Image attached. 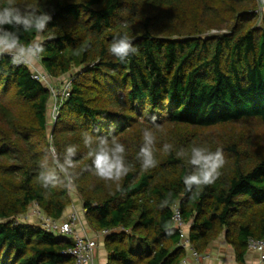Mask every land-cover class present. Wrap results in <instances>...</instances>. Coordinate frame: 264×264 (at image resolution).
I'll list each match as a JSON object with an SVG mask.
<instances>
[{
  "label": "trees",
  "instance_id": "obj_1",
  "mask_svg": "<svg viewBox=\"0 0 264 264\" xmlns=\"http://www.w3.org/2000/svg\"><path fill=\"white\" fill-rule=\"evenodd\" d=\"M16 2L52 15L39 35L44 71L59 83L78 71L49 133L51 91L29 66L0 56V264H76L66 253L73 239L21 217L32 204L51 219L64 217L72 198L58 163L69 146L77 149L72 160L83 161L71 174L78 177L85 217L93 229L108 232L107 264H180L187 252L179 245L180 233L175 227L167 235L163 227L175 205L190 224L198 253L225 233L237 261L245 263L249 240L264 236V157L238 139L216 142L199 133L246 119L264 124V17L259 25L258 1ZM5 5L0 0V8ZM124 31L138 52L120 62L108 46ZM20 38L27 43L37 36L21 30ZM145 128L156 136L158 161L148 171L136 159ZM85 131L94 137L111 133L124 144L134 167L121 190L88 170ZM165 143L173 145L170 153L163 151ZM193 144L222 148L227 161L220 178L195 199L183 184L194 169L187 158L176 157ZM42 172L53 175L57 187L43 188L36 179Z\"/></svg>",
  "mask_w": 264,
  "mask_h": 264
},
{
  "label": "clouds",
  "instance_id": "obj_2",
  "mask_svg": "<svg viewBox=\"0 0 264 264\" xmlns=\"http://www.w3.org/2000/svg\"><path fill=\"white\" fill-rule=\"evenodd\" d=\"M258 11L264 13V0H258ZM52 20V15L47 11H41L37 7L17 5L16 0H6V5L0 8V56L8 55L11 57L13 65L27 64L37 59L43 52V44L39 40L42 34ZM8 26V27H6ZM123 27L126 29L127 24ZM21 30L25 33L34 32L37 39L31 42H22L20 38ZM108 52L118 61L125 62L130 56L137 54L138 47L134 45L127 31L122 34L117 33L108 46ZM153 124L156 128L161 126L155 124L156 117H152ZM84 146L88 149L87 156L91 160L88 170L98 179L105 182L115 183L117 190L120 184L134 165H130L126 160V148L118 138L111 133L106 136L94 137L90 132L82 133ZM143 144L137 153L136 159L140 162L142 171H148L155 168L158 161L155 157L156 136L152 129L143 130ZM95 142V147L93 143ZM54 151V149H50ZM173 145L165 143L163 151L170 153ZM66 156L62 164L58 163L61 172L65 174L66 183L64 187L71 188L78 177L71 174V170L76 167L72 157L76 154V147H67ZM178 159L187 158V163L193 167L191 174L183 177V184L186 192L192 193L191 198L195 199L200 195L202 190L213 185L222 175L221 169L226 164V158L222 148L212 151L207 146L193 144L190 151L184 148L176 151ZM41 164V167H44ZM37 181L43 188L57 187L55 178L51 174L40 173L36 177ZM195 188V192H193ZM171 193H169V196ZM167 204V200L164 202ZM161 205V207L164 206ZM165 233L172 235L176 227L175 215L163 225Z\"/></svg>",
  "mask_w": 264,
  "mask_h": 264
},
{
  "label": "built area",
  "instance_id": "obj_3",
  "mask_svg": "<svg viewBox=\"0 0 264 264\" xmlns=\"http://www.w3.org/2000/svg\"><path fill=\"white\" fill-rule=\"evenodd\" d=\"M20 65L29 66L33 73L32 77L35 80L41 81L51 91V102L54 103L53 120L55 121L59 114L61 101L70 95L72 80H66L63 83V87L57 89L53 84L54 78L44 71V69L41 70L38 67L33 66L32 61ZM174 215L176 219V228L180 233L179 245L186 250H190L192 254L198 258L200 254L193 247L189 237L190 224L184 220L182 210L178 205L173 207V216ZM41 219V226L44 228L62 236L72 237L73 244L67 249L66 253L75 260L76 264H97L98 242L94 238L77 233L76 228L80 220L77 212L73 211L67 218H62L60 220H54L47 216L41 217ZM248 252L253 253L258 257V264H264V236L260 239L251 238L248 243Z\"/></svg>",
  "mask_w": 264,
  "mask_h": 264
},
{
  "label": "rangeland",
  "instance_id": "obj_4",
  "mask_svg": "<svg viewBox=\"0 0 264 264\" xmlns=\"http://www.w3.org/2000/svg\"><path fill=\"white\" fill-rule=\"evenodd\" d=\"M263 17H264V13H261V17H260L261 19L258 20V18H257V21L260 22L259 25H263L262 24L263 23ZM208 32L209 33H216V32H218V30H216V29L212 30L211 29ZM32 63H33V66H36L39 69H41V67L39 66L40 65V59L39 58L32 60ZM77 71H78V69L75 68L71 72L63 75V77H62L63 80L61 83H59L60 80L53 79V84L55 85V88H57V89H58V87L62 88L63 83L66 80H72ZM53 108H54V103L51 102L50 108H49V116H50L49 125H48V127H49L48 132L49 133L52 132V130L54 128V124H55L54 120H53V117H54ZM183 130L190 133V132L194 131V128L184 127ZM219 130L220 129H218V130L212 129L209 131L200 130V133L199 132L198 133H199V137L201 139L203 137L208 136V137L214 139L216 142H222L223 141L224 143L225 142L227 143V142L237 141L236 139H238L239 141H241L240 143L246 144L247 146L250 147L251 153L253 152L257 157H264V124H262L258 119H246V120H243L239 123H234V124H231L230 126L224 127L220 131ZM255 155H253V156H255ZM82 162L83 161L77 162L75 169H78V166L81 165ZM69 189H70V193H71L72 202L67 207L63 218H67L73 211H75L79 214V218H80L79 222H82L85 220L87 222V225H90L89 222L87 221L86 217H85V211L83 208V195H82L79 187H77V185L74 183V185ZM44 216H45V214L40 210V208L36 204H32L30 206L28 212L21 217L23 220H27L29 222L41 225L42 224L41 217H44ZM222 234H224V233H222ZM62 238L63 239H72V237H70V236H64ZM226 241H227V238H226ZM227 243H228L227 247L230 246L231 248L234 249V247L228 241H227ZM208 250L204 253H199L200 256L198 258H200V259L201 258H205V259L209 258L210 256L208 254H210V253H208ZM258 263H259V259H258Z\"/></svg>",
  "mask_w": 264,
  "mask_h": 264
},
{
  "label": "crops",
  "instance_id": "obj_5",
  "mask_svg": "<svg viewBox=\"0 0 264 264\" xmlns=\"http://www.w3.org/2000/svg\"><path fill=\"white\" fill-rule=\"evenodd\" d=\"M41 69L43 67L39 65ZM77 233L81 235H86L88 237L94 238L98 242L97 248V264H107L108 263V252L105 247V239L108 232L97 231L93 229L84 220L79 222L76 228ZM228 246L226 241V235L221 234L216 240L213 241L212 245L208 250L209 258H196L190 250H187L185 257L182 259L180 264H239L236 259L235 251L233 248ZM258 258L255 254L247 252L245 256V263L243 264H257Z\"/></svg>",
  "mask_w": 264,
  "mask_h": 264
}]
</instances>
